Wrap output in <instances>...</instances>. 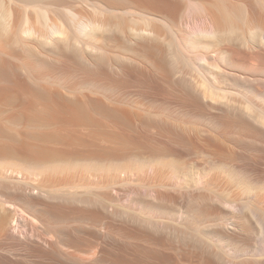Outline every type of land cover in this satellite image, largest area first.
<instances>
[{
    "label": "rangeland",
    "instance_id": "1",
    "mask_svg": "<svg viewBox=\"0 0 264 264\" xmlns=\"http://www.w3.org/2000/svg\"><path fill=\"white\" fill-rule=\"evenodd\" d=\"M3 1H5V4ZM82 1L57 0L52 6L48 7L49 20L46 21V24L43 18L39 17L40 15L35 9L33 0L14 1L15 11H10L11 14L13 13L14 18L11 19L13 16H9L7 13H5L7 18L5 16L0 17V49L3 43L10 42L13 37L15 39L18 37V42L21 44L19 47L23 49L20 53L21 48L18 46L13 48L14 50L17 48L22 59L18 56H9L14 63L22 66V72L20 71L18 77L15 78L17 85L33 82L34 85L43 87L46 84L44 87L50 88L49 91L54 93L49 97V99L52 98L51 100H59L63 97L97 98L96 100L102 107L127 111L131 113L132 119L127 122H121L113 118L109 119L110 117L104 116V113L97 111V109L88 108L89 114L93 115L91 117L93 122L91 121L90 124L88 122L74 126H61V128L64 127L62 129L59 126L58 129L61 131H71L68 133L74 137V141L77 140L74 144H72V140V145L70 142H62L59 145L61 143L59 141V143L57 141L55 143L44 139V137L41 138L46 133L52 132L56 128L55 126H46L30 120L32 116L34 117L37 114H35V109H38V107L34 108V112H32L33 110L27 108V102L32 99L37 100L38 97L18 92L14 81H8V83L7 80H3L0 77V83L2 82L1 84L3 85H0L1 88H5L6 91L10 90L8 96H5V98L4 96L0 97V128L9 131L21 141L41 149L45 148V151L52 147L58 149L63 147L60 151L64 153H70L74 150L86 156L88 154L93 156L102 154L107 158L108 156L110 157L108 159L104 157L105 160L102 159L103 165L98 160L100 157H94L96 158L94 159L92 156L93 160L89 161V155L87 157L84 155L85 160L80 159L83 162L80 160L77 162L74 159L72 161L70 157L56 158L57 160L53 161L55 167L53 163L47 166L42 174L43 176L34 177L23 171L22 177L2 180L0 182V197L2 195L3 198L5 195L10 196L16 202L18 201L19 205L23 204L21 203L20 192L27 187V182H42L47 188L51 184L52 187L50 186L48 189L52 190L50 192L53 196L58 194L62 198L64 194L72 197H69V200H72L73 197L78 198V201L75 202L77 199L69 201L64 196V204L68 201L70 202L67 207H75L74 209L91 208V204L94 203L92 210L99 214L97 215L98 218L94 220L83 219L73 214L63 224L61 222L56 226H54L55 224H52V226L48 225L47 227H52L48 231H46V225H41L33 219H28L26 227L28 233L33 229L36 234L42 235V238L45 237L53 239L55 242L57 241L56 247H49L38 237L35 239L31 238V240L27 239L26 242L23 241L21 243V240L14 235L13 237L10 231L0 226V264H120L116 263L119 258L122 257V259L125 258L131 261L136 256L142 258V264H146V262L152 261L149 256L147 257L150 249L163 250L165 253L174 255L179 264H201L204 258H210L216 264H231V262L232 264L234 262L238 264H264V252L261 246L263 245L261 240H264V139L246 138L248 136L241 135L236 131L225 130V132L220 130L221 128L219 129L215 125L216 123L214 124L215 117L219 116L220 110L218 109V111L214 105H211L205 99L200 100L196 106H185V108L172 95L145 87L144 83H140L133 77L118 75L119 67L124 64L123 56L131 54L130 47L140 42V39L137 38L138 36L131 32L130 28L142 27V18L146 17L142 15L149 17L151 14H145L148 10L142 7L138 8L139 6L135 3H126L124 2L126 0H120L119 7L122 5L126 10L128 8L131 10L129 11L128 9V14L130 12L133 13L132 15L129 14L127 16L125 14L123 16L128 23L125 33H117L111 29L116 23L123 22L119 18L116 19L117 21L114 20V22L113 19H110V25L112 26L106 32L95 33L91 36L80 33V36H78L80 32L78 29L82 26L80 24L95 21L100 17L96 11L94 12V8L88 4V6L85 5ZM8 6L7 0H2V2L0 0V13L4 8L10 10ZM141 8L144 10H141ZM118 9L120 13L122 12L121 10H125L124 8H115L114 11ZM67 10L69 14H66ZM71 13H75L74 16L77 17V21H75ZM69 17L71 20L73 18L74 23ZM38 18L42 19H39L38 22ZM14 20L16 24H14ZM27 21L31 22L37 29V34L33 36L27 35L29 37L25 35L24 37L22 28L27 26ZM42 21L44 25L40 23ZM51 22L56 25L60 24L59 26L62 27L68 22L67 27H72L71 30L73 32L70 30L72 32L71 35L70 31H67L69 34L66 32V38L69 37L67 40H56L53 44H48L42 39L43 37H39V34L47 33L46 29ZM12 24H14L13 27ZM45 25L47 27H43ZM165 25L164 23L162 35L169 39L170 35H172V29H176V27L169 23L167 26ZM5 26L10 29L4 28ZM73 28L77 32L79 31L77 35ZM41 31L43 32L41 33ZM75 35L76 38L79 37L77 38L78 41L74 40ZM210 42L211 48L209 47V50L212 54L220 49L224 51L234 49V51L250 57L261 53L260 50H255L254 48L251 50L247 48L248 46H243L236 40L214 39ZM95 46L104 47L107 53H100V51L98 53V50L93 49ZM28 53H34L35 59L33 56H31L32 58L29 57L33 54L29 55ZM117 55L120 56L118 57ZM25 58L28 61H36L38 58L35 68H39V66L43 68V66L46 65L45 67H47L49 65L51 66L50 69L48 68L50 71L45 77L42 75L38 76L39 73L36 71V73L28 71L29 69L25 64L26 60H23ZM49 59L53 60L51 62L54 66ZM95 59L97 60L94 61ZM63 60L65 61L62 62ZM92 63H94L95 67L101 65L98 68L103 73L91 80L81 78L85 77V74L87 75V65H92ZM75 66L78 68H74ZM54 67L56 69L55 73L52 71ZM181 67H183L181 68V73L176 72L174 79H186V77L187 79H194V77L197 78L199 76L197 71L194 72L196 69L191 68L192 66L183 65ZM189 67L191 68V70L189 69L190 71L188 70ZM80 69L81 71H79ZM65 70L69 72L67 73ZM33 72L34 75H32ZM63 72L66 73L64 74ZM212 72L205 71L204 74L208 80L211 79L210 82L215 81L213 77L215 71L214 73ZM187 74L188 76H185ZM53 76L56 77L54 78ZM222 78L219 79L218 76L217 80H220L219 82L223 81L227 85L221 83L222 85L219 84V87H231V89L230 87L228 88V95L231 94L228 99L229 106L232 110L244 111L246 105L239 101L242 100L244 102L245 99L243 100V97L252 96L247 91L248 85L244 84L245 80L235 76H225V80ZM228 80L230 81L228 82ZM212 84L218 86L216 83ZM258 87L262 91L264 90V85ZM243 93L250 94L244 96ZM261 97H254V100L260 98L263 101L262 103L259 99L256 100L260 102L255 101L257 104L261 103L260 105L262 106L264 99L262 100ZM235 98L237 101H234ZM260 105L259 107L261 108ZM262 108H264V105ZM262 108L261 110L264 113ZM94 115L97 118L94 119ZM28 117L30 118L28 119ZM109 136L110 139L107 140ZM119 138L122 139L120 140ZM99 149L100 151H98ZM68 150L70 151L68 152ZM117 154L118 156H116ZM45 155L43 156L46 157L47 155ZM82 155L81 157H83ZM119 156L121 159H119ZM7 161H12V163L17 161L18 163L19 160L17 158L13 160V157H11ZM150 187L152 190L148 194L147 191H150ZM54 192L56 195L53 194ZM90 198L91 204L86 202ZM257 200L262 202L259 203ZM255 201L256 203H254ZM247 202L250 204H247ZM53 203H55V200ZM241 203L242 205H240ZM257 203L260 205L256 206ZM236 204L238 206H235ZM38 206L40 207V205H36V207ZM256 207L258 210H255L257 209ZM238 209L240 212H238ZM261 210L262 212H260ZM261 215H263L262 218L259 217ZM12 224L10 225L12 226ZM58 225L60 226L58 227Z\"/></svg>",
    "mask_w": 264,
    "mask_h": 264
},
{
    "label": "bare ground",
    "instance_id": "2",
    "mask_svg": "<svg viewBox=\"0 0 264 264\" xmlns=\"http://www.w3.org/2000/svg\"><path fill=\"white\" fill-rule=\"evenodd\" d=\"M7 1H8V5H9L8 8H10V10L9 9L6 10L4 8V10H2L3 14H2V12L0 13V17H4L5 13H7L10 16L13 14V13L11 14L10 11H13V10L15 11V8L13 6L15 4L14 1H18V0H7ZM1 2H2V0H1ZM54 2H57V0H33V3L35 4V7H36L35 9H37L38 15H40L39 17L43 18L45 24H46V21L49 20L48 19L49 18L48 7L52 6L54 4ZM119 2H120V0H83L82 3H84L85 5L88 4L92 8H94V12L96 11V13H98V15L100 17H98V19H96L95 21H88V22H84V23L80 24V25H82V26H80L81 28L80 27H79V29L77 28L80 31V32L78 31L79 33L75 30V28H73V30L76 31V35L78 33L79 34L78 36H80V33H83V34H87V35L91 36L95 33H100L103 31L106 32L112 26V25H110V21L113 19V22H114V20L119 19V18L121 19V22L122 21L123 22L122 23H119V22L116 23L113 26V28L111 27V29H113V31H116L117 33H121V34L125 33L127 30V24L128 23H127V20L125 19V17H123V16L125 14H127V16L129 14L132 15L133 13L130 12L128 14V12L131 11L128 8L129 6L127 7L129 9V11H128V9L126 10L125 7H122V5H121V7L125 9L124 11L121 10L122 11L121 13L119 12V9L117 10L119 13L117 11H114L115 8L122 9L121 7H119ZM124 2L135 3L136 5L139 6L138 8L142 7L144 9L148 10V12L145 14H148V15L151 14V16L149 15V17H148L147 15H144L142 12V14H143L142 16H146V17L142 18L143 19V26L140 28H130L131 32H133L136 36H138L137 38L140 39L139 40L140 42H138L137 44H134L132 47H130V49L132 51L131 54H128L125 56L121 55L124 57V64L121 67H119L118 75L121 74V75L129 77V78L133 77V78L137 79L138 81H140V83H142V84L144 83L143 85L145 87L147 86L151 89H155L156 91H159L160 93L162 91L164 93H167L168 95H172V96L176 97L178 99V101L180 102V105L182 104L184 107L185 106L186 107H192L194 105L196 106L200 100L205 99L208 101V103H210L211 105H214L217 108V110L218 109L220 110L219 116L217 115L218 117L217 116L215 117L213 115L216 118V119L214 118L215 119L214 124L216 123L215 125L217 127H219V129L221 128L220 130H222V131L226 130V131H231V132L236 131V132L240 133L241 135L248 136L246 138L252 137V138H256V139L257 138L264 139V113L261 110V108L263 107L264 104H262V106L260 105L263 102L260 100V98H256V99H259L261 101V103L257 104L256 101H259V100H256V99H255L256 101L254 100V97H261L262 94L264 93V90L262 91L261 89H259L260 87H258L260 85H264V0H126ZM3 3L5 4V1H3ZM131 8H133V7H131ZM142 8H141V10H144ZM5 10H6V12H4ZM68 10H67L66 14L68 13ZM135 10H136V8H135ZM92 11H93V9H92ZM132 12H133V10H132ZM135 12H138V11H135ZM96 13H95V15H96ZM74 15H75V13L72 14V16H74ZM5 18H7V17L5 16ZM12 18H14V16L11 17V19ZM42 18H38L37 21L39 19H42ZM74 18H75V21L78 20V19L76 20L77 17L74 16ZM29 19H30V17H29ZM69 19H70V17H69ZM125 20H126V23H125ZM71 21L72 22L74 21L73 18ZM71 21H70V23H71ZM118 21H120V20H118ZM14 22H15V20H14ZM80 22H82V21L80 20ZM26 23H27L26 24L27 26H24V28H22V33L24 34V37H25V35L26 36L27 35L33 36L34 34H37V29L33 26V24L31 22H28V21ZM40 23H43V21ZM44 23H43V25H44ZM48 23H50V22H48ZM67 23H66V25L63 23L66 27L65 26L64 27L59 26L60 24L59 25H56L55 23L53 24L52 22L48 27H47V25H45L43 27H47V29H46L47 33H44L43 31H41V33L42 32L43 33L39 34L40 31H38L39 32L38 34L40 35L39 37H43L42 39L44 41H46V43L48 42V44H53L54 41H56V40H63V39L67 40L69 38V37L66 38L67 33L72 28L69 26V28H70L69 29L67 27ZM164 23L166 24L165 26H167L169 23L170 25H173L176 27V29L174 28L175 30L171 28L172 29V31H171L172 35H170L171 37H169V39H166L162 35V32H163L162 28H163ZM14 24H16V22ZM14 24H12V27L14 26ZM75 27H76V23H75ZM4 28H7V27L5 26ZM7 29H10V28L8 27ZM46 30H44V31H46ZM71 31L69 32L70 35L73 32V31L72 32ZM20 32H21V30H20ZM76 35L74 36L75 38H76ZM29 36H27V37H29ZM17 38L18 37H16V39H15L13 37L10 42L3 43L2 48L0 49V77L3 80H7V82L8 81H11V82L14 81L16 83L17 81L15 78L18 77V75H19L18 73H20V71L22 72V66L14 63V61L11 60L9 57L12 55L13 57L18 56L21 58L20 53H21L23 48L19 47L21 44H19ZM75 38H74V40L78 41L77 38H79V37H77L76 39ZM214 39H217V40L221 39V40H226V41L227 40L228 41L229 40L230 41L236 40L237 42L239 41L241 43V45L243 44V46L244 45L248 46L247 48H250L251 50L253 48L255 50H260L261 53H260V55L255 54L254 56L250 57V56H247L246 54L243 53L244 55H246V56H244V55L238 53L237 51H234V49L233 50L228 49L225 51L220 49L221 51L218 50V52H216L217 54L213 52V54H214L213 55L209 49L211 48V45H210L211 42L210 41L214 40ZM17 42H18V44H17ZM15 46L16 47L18 46L19 48H21V50L19 51L20 53L18 52L17 48H16L17 51L14 50L13 47H15ZM255 46L257 47V49ZM243 48H245V47H243ZM93 49L98 50V53H99V51H100V53L101 52L105 53V54L107 53V51L104 47L95 46V47H93ZM25 50H27V49H25ZM28 51H29V49H28ZM25 53H27V52H25ZM28 54H27V56H29L30 54H33V55H30L29 57L33 56V58L35 59L34 53H30L29 55ZM112 54H113V52H112ZM98 57H99V55H98ZM109 57L111 58V56H109ZM26 59L27 58H25L23 60H26ZM37 59H36V61H34V60H29V61L26 60L25 61V64L27 65V67L29 69L28 71H34V72L36 71L37 73H39L38 76L42 75L45 77L48 74V72L50 71L49 69L51 68V66L48 65L47 67H45L46 66L45 65L42 68L41 66H39L40 65L39 64L38 65L39 68H35V66H37L36 65ZM81 59H82V57H81ZM97 59H95L94 61H96ZM104 59H105V57H104ZM107 59H108V57H107ZM113 59H115V58H113ZM51 60H50V62H51ZM40 61H42V60H40ZM64 61L65 60H63L62 62H64ZM84 61H85V59H84ZM15 62H17V61H15ZM62 62H61V64H62ZM82 62H80V63H82ZM34 63H35V65H34ZM55 63L58 64V62H56V61H55ZM94 63H92V65L90 64L89 66L87 65L88 73L86 75L85 74L86 72H85L84 73L85 77H81V78H83L85 80L86 79L91 80V79L95 78V76L103 73V72L101 73L102 70L98 68L101 65L100 66L97 65L98 67H95L96 63H95V65H94ZM51 64L53 65L52 62H51ZM68 65H69V63H68ZM109 65H111V64H109ZM183 65H188V66H192L191 68H195L196 70H194V72L197 71L199 76H197V78L194 77V79H189V78L187 79V77H186V79H182V78H179L178 80H177V78L174 79L176 72L181 73V68H183L181 66H183ZM44 67L47 69H45ZM74 68H78V67L75 66ZM103 68H104V66H103ZM191 68L189 67L188 70L189 69L191 70ZM81 69L79 71H81ZM69 70H71V69H69ZM76 70L78 71V69H76ZM212 70L215 71V75H213L215 81L218 79V76H219V79L221 77H223L222 79H224L225 76H235V77H238L240 79L242 78L243 80H245L244 84L248 85V90L247 89L246 90L249 91L252 94V96L248 97L249 96L248 94H250V93H248V94L243 93L244 96L248 95V96H246V98H244V97L242 98L243 100L245 99L244 102L242 100H240V101L238 100L239 102H242L244 105H246L244 107L245 108L244 111H240V110L237 111L238 109L232 110V108L229 106L228 99H229V96L231 94L229 93L230 95H228V92H229L228 88L230 86L229 87L227 86L228 88H224L223 86L219 87V84L224 83L223 81L219 82L220 80L219 81L217 80V82H215V81L210 82L211 79L208 80V78L205 77V75H204L205 71L212 72ZM52 71L55 73V71H56L55 67H54V70H52ZM214 71L212 73H214ZM34 72L32 75H34ZM66 72L68 73L69 71H66ZM83 72H84V70H83ZM16 73H17V76H16ZM180 76H181V74H180ZM185 76H188V74ZM189 77H190V75H189ZM200 77H201V79H199ZM105 78H107V77H105ZM226 78H228V77H226ZM232 78H234V77H232ZM83 79H80V80H83ZM96 79H98V78H96ZM228 79H230V78H228ZM85 80H83V81H85ZM229 81L230 80H228V82ZM174 82H175V84H174L175 86L173 85ZM1 83H0V85H2ZM212 83H216L218 86H216L215 84H214L215 85L214 86ZM13 84H12V86H13ZM224 85H227V84L224 83ZM44 86L43 87H39V85L36 86L33 84V82L32 83L27 82V83L20 84V85H17V83H16V87L18 89L17 90L18 92L20 91V93L22 92L24 94L28 93V94H30V96L32 95V96H36V97L40 98V100H38V98H37V100L32 99L33 101L30 99L31 101L27 102V104H28L27 108L28 109L30 108L31 110H33L32 112H34V108L38 107V109H39V110L35 109L36 110L35 114L36 113L37 114L36 115L32 114L35 116L33 117L31 115L32 117L30 116L31 118L28 117V119L30 118V120L32 122L35 121L36 123H39L42 125H46V126L50 125L51 127L55 126L56 128L52 132L49 130L50 132H48V134L46 133V135L42 136L41 138L44 137V139H47L49 141H54L55 143H57L59 141V142H61V143L58 142L59 145L62 144V142H70V144H71V141L73 140L74 137L68 133L71 131L67 132L65 130V132H64V131L59 130L58 127L60 126L59 128H61V126H74V125H80V124H84V123H88V122H89L88 124H90L92 121L91 117L93 115L89 114L90 112L87 111L88 108H94L95 110L97 109V111H101L102 113H104V116L107 115L108 117H110L109 119L113 118V119H116L117 121L119 120L121 122H127L130 119H132L131 113H128L127 111H121V110H115L112 108L102 107L100 105V103L96 100L97 98L96 99H91V98H89V99L83 98L82 99L79 97H63L61 99L58 98L59 100H57L56 98H54L56 100H51L52 98L49 99V97H51V95L54 93L49 91L50 88L47 89ZM215 89L218 91H216ZM230 89H231V87H230ZM9 91H6L5 88L3 89L0 86V97L4 96V98H5V96L9 95ZM233 95H235V94H233ZM239 96H241V95H239ZM36 97H34V98H36ZM261 98H262V100L264 99L263 96ZM34 100H36V101H34ZM234 101H237L236 98ZM214 103H219V104H214ZM239 105H240V103H239ZM259 105L261 106V108L259 107ZM212 108H211V110H212ZM262 109L264 110V108H262ZM37 110H38V112H37ZM187 111H188V109H187ZM193 111H195V110H193ZM193 111H192V113H193ZM95 118H97V117L95 116L94 119ZM27 123H29V122H27ZM130 124H132V123H130ZM94 125H96V124H94ZM62 128H64V127H62ZM27 133H30V132H27ZM117 134H116V136H117ZM24 138H25V136H24ZM96 138H97V136H96ZM33 139H34V137H33ZM108 139H110V136H109V138H107V140ZM240 139H242V138H240ZM124 140H127V139H124ZM251 141H253V140H251ZM258 141H259V139H258ZM260 141H262V140H260ZM74 142H77V140L76 141L73 140L72 144H74ZM253 142H255V141H253ZM63 144H65V143H63ZM256 145H257V143H256ZM90 147H89V149H90ZM52 148L46 149V151H45V148L41 149V148H38L34 145H31L30 143L21 141V140L17 139L13 134L9 133V131L0 128V182H2V180L7 179V178L22 177L23 171L28 172L31 176H34V177L38 176L39 177L45 172L47 166H49L52 163L54 165L53 161L57 160L59 158H67V157L69 158L70 157V158H72V161L74 159V160H77V162L80 159L85 160L84 159L85 154L82 155L79 151H78L79 153L75 152L74 150H73V152H70V153H66V152L64 153V152L60 151L63 147L62 148L59 147L60 149H58L56 147L53 149ZM78 149H80V148L78 147ZM43 150L45 151L44 154L47 155V156L45 155L46 157L43 156L44 155ZM69 151L70 150H68V152ZM98 151H100V149ZM80 154L83 157H81ZM109 154L111 155V153H109ZM92 156L93 155H91V154L88 156V157H90L89 161L93 160L94 157H98V158L100 157L99 159L97 158L99 161H101V163L98 161V163H100V164L103 163L102 159H104V157H105V159L107 158L106 156H103L102 154H99L97 156L94 155L93 158H91ZM116 156H118V154ZM11 157H13V160H14V158H17V160H19L18 163H17V161H16V163H12V161L11 162L7 161L8 158H11ZM108 158H110V157L108 156ZM115 158H113V159H115ZM94 159H96V158H94ZM119 159H121V157ZM83 160L82 161L80 160V161L83 162ZM70 161H71V159H70ZM7 162H9V163H7ZM86 162H87V159H86ZM95 163H96V161H95ZM54 167H55V165H54ZM66 167H67V165H66ZM100 167H98V168H100ZM49 170L51 171V169H49ZM46 182L48 183V181H46ZM50 186H51V184H50ZM50 186L48 188H50ZM48 188L42 182L32 183V182L28 181L27 187L23 188L22 191L20 192V199L22 200L21 203H23V204L20 203L21 205H19L18 201L16 202V200L10 196L5 195V197L3 198V195H2L0 197V212H1V214H0L1 215L0 216V226L3 227L4 229H7V231H10L12 236L14 235L17 239L21 240V243H23V241L26 242L27 239L31 240V238L35 239L38 237L41 241H43L49 247H54V246L56 247L57 246V241L55 242V240L47 239L45 237L42 238L41 237L42 235L40 236V235L36 234L33 229H31L30 230L31 232L28 233V231L26 230L27 229L26 227H27L28 221H29L28 219H33L37 223H39L41 225L42 224L46 225V227H47L48 225L52 226V224L53 225L55 224L54 226H56L57 224H60L61 222L63 224V222H66L70 218V216L73 214H76L80 218H83V219L85 218L87 220L88 219L94 220V219L98 218L97 215L99 213H96V212H94V210H92V205L94 203L91 204V202H90L91 198L89 199V201H86V202H90L89 204H91V208H89V207L85 208L84 207V208H80V209H74L75 207L74 208L67 207L68 206L67 204L70 203L69 201H72V200L75 201L74 199H77L75 201V202H77L78 198L73 197L72 200H69L68 198L71 196H67V195L65 196L64 194H63V197L60 198V196L58 194L56 195L54 192L53 194H55L57 196L56 197V196H53L51 194V192H50L51 189L49 190ZM151 190L152 189L150 187V191L148 190L147 193L150 194ZM64 196L67 197V199L69 200L68 202L65 201L66 204H64V200H65ZM53 197H55V198H53ZM57 198H58V200H60L59 202H63V203H59ZM54 200H55V203H53ZM56 200L58 203L56 202ZM79 201H81V200H79ZM219 201H220V199H219ZM260 202H262V201H260ZM254 203H256V201ZM247 204H250V203L247 202ZM36 205H40V207L39 206L36 207ZM240 205H242V203ZM258 205H260V204L257 203L256 206H258ZM235 206H238V205L236 204ZM239 209H238V212H240ZM255 210H258V208ZM260 212H262V210ZM256 214H257V212H256ZM253 217H254V215H253ZM259 217L262 218L263 215H261ZM259 217L257 216V218H259ZM11 223H13L12 226L10 225ZM83 225H84V223H83ZM263 225H264V223H263ZM54 226H53V228L56 229V227H54ZM59 226L60 225H58V227ZM64 226H65V224H64ZM49 227L46 228L47 229L46 231H48L49 229L52 228V227H50V228ZM43 228H45V227L43 226ZM57 229H59V228H57ZM40 231H41V229H40ZM44 235H46V234H44ZM60 238H62V237H60ZM261 241L263 243V245H261L262 251L264 252V240L262 239ZM148 253H149V255H147V257L149 256V258H151L152 261L146 262V264H179V262L177 261V258L174 255L167 253V252L165 253V252H163V250L159 251V250H151L150 249ZM76 255H77V253H76ZM116 263H120V264H142V258L136 256L133 259H131V261H129L125 258L122 259V257H121L118 259V262H116ZM201 264H216V263L210 258H204V259H202ZM231 264H232V262H231ZM233 264H238V263L234 262Z\"/></svg>",
    "mask_w": 264,
    "mask_h": 264
}]
</instances>
